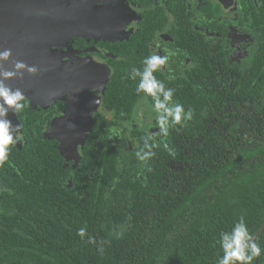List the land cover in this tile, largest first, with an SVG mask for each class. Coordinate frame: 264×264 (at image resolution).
I'll use <instances>...</instances> for the list:
<instances>
[{"label": "trees", "instance_id": "16d2710c", "mask_svg": "<svg viewBox=\"0 0 264 264\" xmlns=\"http://www.w3.org/2000/svg\"><path fill=\"white\" fill-rule=\"evenodd\" d=\"M258 36L244 69L192 45L196 66H174L176 81L156 73L193 118L155 142L146 164L135 156L145 133L134 130L128 149L96 117L72 169L63 155L77 147L44 134V113L16 115L24 140L0 166V264H216L219 235L240 216L264 248V28ZM146 56L124 49L108 88L118 117L143 97L129 73Z\"/></svg>", "mask_w": 264, "mask_h": 264}, {"label": "flooded vegetation", "instance_id": "af4514ba", "mask_svg": "<svg viewBox=\"0 0 264 264\" xmlns=\"http://www.w3.org/2000/svg\"><path fill=\"white\" fill-rule=\"evenodd\" d=\"M42 1L44 0H23L16 10L27 16L38 11L39 5L43 6L48 15L53 11V7L55 8L56 13L52 14L63 18V25L55 29V33H61L56 39L62 44L60 47L53 46V49L63 55L59 62H56V67L61 66L70 74V79L76 78L78 81H68L60 97H38L36 89L30 96H25L27 106L44 113V134L56 141L64 138L69 129H93L96 117L104 118L105 129L108 128L110 133L109 141L125 136L128 149H132L135 141V138H132L134 130L140 134H154V143L162 140L164 136L158 132L155 114L151 111V102L148 99L141 98L138 101L131 117H118L117 109L107 101L110 82L115 78L116 72H119L121 61L124 59V49L138 45L145 47L147 55L175 53L170 55L165 70L158 73L168 80L176 81L177 72L174 66H196L191 57L193 46L210 53L221 50L227 56L229 65L244 69L260 44L258 33L264 28V0ZM88 6L94 8V20L88 21L87 25L84 16L91 13ZM91 11L93 13V10ZM36 14L42 13L38 11ZM45 17L40 21L38 30L45 31V28H48L49 21L44 20ZM24 25L29 26L27 22ZM72 28H78V33L66 37L62 29L69 31ZM51 59L55 60L52 57ZM107 78L108 82L103 84ZM76 86L80 87L77 98L73 95L77 92ZM91 106L96 107L90 108ZM91 112L93 123L90 122ZM142 113L145 117L140 119ZM113 129L122 131L119 135H112ZM73 134L75 142L72 146H77L78 151H81L83 145L78 140L80 134ZM89 134L91 130L88 131L87 135ZM99 139L100 137L96 139V145L101 144ZM17 145L22 146L21 143ZM68 153L69 150L63 155V160L74 169L76 162L70 161L73 157L72 154L68 156ZM72 174L71 171V176Z\"/></svg>", "mask_w": 264, "mask_h": 264}, {"label": "clouds", "instance_id": "9594fccd", "mask_svg": "<svg viewBox=\"0 0 264 264\" xmlns=\"http://www.w3.org/2000/svg\"><path fill=\"white\" fill-rule=\"evenodd\" d=\"M12 50L0 51V166L9 158L12 146L23 142V125H13L8 118L9 113L19 114L27 107L25 93L20 88H12L7 82L13 79H23L25 73L36 76L39 68L34 65L16 60L10 68H3V64L11 61ZM171 54L149 53L142 60V69L132 67L129 78L137 81L134 91L137 95L143 94L142 99L151 98V111L155 114L156 124L160 135L167 137L170 129L183 127L193 118L191 108L174 100L175 89L166 87L159 80L156 73L163 72L169 64ZM154 134L147 133L142 137L143 147L135 152L136 159L146 164L154 155L156 145L152 142ZM164 148L174 155V151L165 143ZM82 240L87 236V228L81 227L76 233ZM89 242H93L88 237ZM222 255L216 258V264H253V261L264 254V248L257 242L248 227L244 216L236 220L230 231H222L217 241Z\"/></svg>", "mask_w": 264, "mask_h": 264}, {"label": "water", "instance_id": "95a60500", "mask_svg": "<svg viewBox=\"0 0 264 264\" xmlns=\"http://www.w3.org/2000/svg\"><path fill=\"white\" fill-rule=\"evenodd\" d=\"M22 2L23 0H0V51H3L4 49H11L13 53L11 61L4 63L3 68H10L13 61L20 60L27 63L28 65L37 66L39 68V73L36 76H31L25 73L23 79H13L8 81L7 83L12 88H20L25 93V96H30L33 90L36 89L38 97L47 95L49 97H60L63 90L66 89L65 87L68 81H71L73 83V81L76 80V82H78L76 78H74L75 80L70 79V74H67L68 72L65 71L61 66L59 68L56 67L58 66V63L56 62H59L60 58H62L63 55H61V52L53 49V46L60 47L62 44L59 42L60 40L56 39V37L60 36L61 33H55V29H57V27L63 23V19H57L56 16L53 15L56 13V10L53 6V11L49 14L47 13L48 15H46V12H44L43 6L38 5V11H40V13L44 15L36 14V12H38L36 11L34 13H31V16H25V14H23L21 11L19 12L18 10H16L18 5ZM42 2H45V0ZM41 5H43V3ZM87 8L90 9L91 12L90 14L84 16L85 20H87L86 23L88 25L90 20H94V8L89 6ZM91 10H93V13ZM44 16H46V19L44 20L49 21L47 26L48 28H45V31L43 29L38 30L37 27ZM59 16L60 15H58V17ZM26 19L27 24H29L28 27H24L25 23L23 21H25ZM91 24L93 27H95L93 23ZM53 26L54 28L52 29ZM77 30L78 28H72V30L69 31L62 29L66 37L67 35L74 36V34L78 33ZM51 57L53 59L55 58V60H52ZM94 67L96 69V64ZM99 68L100 70H102L101 67ZM80 81H82V79H80ZM107 82L108 78L107 80L103 81V84H106ZM75 90L77 92H74L73 95L77 98L78 90H80V87L78 88L76 86ZM95 107L91 106L90 108ZM91 114L92 112L89 113V116L91 118L90 122L93 123ZM8 118L12 121L13 125H19L16 114L10 112ZM89 130L91 129H88L86 131L74 128L69 129L68 132L64 134L67 145L72 146V144H74L75 142L73 132H77V134H80L78 140L79 143H82ZM68 135H72V137H69ZM64 138L61 139L64 140ZM63 140L61 149H66L68 146L64 143ZM76 152L78 153L77 148H73L72 152L70 151V153L73 154Z\"/></svg>", "mask_w": 264, "mask_h": 264}, {"label": "rangeland", "instance_id": "374dc122", "mask_svg": "<svg viewBox=\"0 0 264 264\" xmlns=\"http://www.w3.org/2000/svg\"><path fill=\"white\" fill-rule=\"evenodd\" d=\"M217 13H218V11H216ZM57 19H63L61 16H59V17H56ZM63 21V20H62ZM24 23L25 22H27V19H26V21H23ZM61 25H63V23L61 24ZM145 117V114H141L140 115V119H142V118H144ZM154 119H155V117H154ZM129 130H131L130 128H128ZM122 130L121 129H113L112 130V135H119L118 133H120ZM81 145V144H80ZM72 152V151H71ZM69 155L68 156H70V154H72L71 156H73V153H68Z\"/></svg>", "mask_w": 264, "mask_h": 264}]
</instances>
